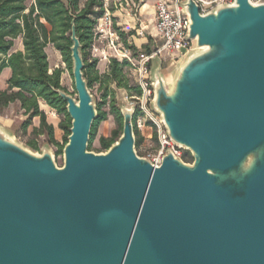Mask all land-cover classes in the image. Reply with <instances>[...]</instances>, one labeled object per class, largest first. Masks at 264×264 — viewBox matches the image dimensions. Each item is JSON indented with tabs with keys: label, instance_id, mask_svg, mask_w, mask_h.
<instances>
[{
	"label": "water",
	"instance_id": "water-1",
	"mask_svg": "<svg viewBox=\"0 0 264 264\" xmlns=\"http://www.w3.org/2000/svg\"><path fill=\"white\" fill-rule=\"evenodd\" d=\"M183 9L193 47L170 80L154 60L151 109L192 162L141 157L132 106L119 140L89 151L98 109L73 22L77 99L54 89L63 167L0 126V264H264V3Z\"/></svg>",
	"mask_w": 264,
	"mask_h": 264
},
{
	"label": "trees",
	"instance_id": "trees-1",
	"mask_svg": "<svg viewBox=\"0 0 264 264\" xmlns=\"http://www.w3.org/2000/svg\"><path fill=\"white\" fill-rule=\"evenodd\" d=\"M133 1L138 4L140 0ZM105 4L106 0H86L83 7L81 0H0V76L5 69L12 71L7 90H0V111L19 102L28 117L24 128L27 129L31 121L39 117L40 128L35 129L34 134L41 136L43 130H47L50 142L54 143V127L48 124L45 113L39 107V101L42 100L66 117L60 127L67 134L65 145L68 143L71 119L67 114L65 102L54 92V89L66 90L60 84L61 71L56 69L50 73L46 48L49 44L54 45L72 70L70 48L74 22L86 64L84 75L88 81V87L92 88L101 78L95 71L98 61L90 62V53L96 27L106 13ZM108 9L113 13L115 6L109 3ZM120 36L127 45V35L120 33ZM20 37L23 40L24 51L11 53L14 41ZM128 66L127 61L112 59L108 72L103 76L104 82L116 83L129 95L140 94L138 87L130 85L126 74ZM111 114L116 116L119 122L121 121V130L113 131L110 138L100 139L102 150L106 152L119 140L123 131V119L115 103L112 104ZM107 118L106 113L98 110V119L91 132L90 145L95 140L99 124L107 121ZM136 140L137 147L144 141L137 130ZM29 146L33 150H38L34 142H31ZM183 159L186 162H192V157L187 152Z\"/></svg>",
	"mask_w": 264,
	"mask_h": 264
},
{
	"label": "built area",
	"instance_id": "built-area-1",
	"mask_svg": "<svg viewBox=\"0 0 264 264\" xmlns=\"http://www.w3.org/2000/svg\"><path fill=\"white\" fill-rule=\"evenodd\" d=\"M142 0L139 1V3ZM186 0H157L155 5V36H149L143 23L138 20L136 24L116 25L112 13L109 11V1L106 0V13L99 20L95 30L94 43L91 49L93 60L103 59L109 62L112 59L127 61V71L140 89V94L127 96L129 105L136 109L134 117L135 130L144 131L149 125L155 126L160 133L159 145L141 156L154 167L162 164L168 150L181 157V149H178L168 138L163 123L158 115L151 109L154 99L152 70L154 60L160 58L163 61L162 72H165L174 62L190 52L193 42L188 40L189 19L184 13L183 3ZM234 0H195L200 8V13L206 15L218 7L230 5ZM254 4H262L264 0H252ZM138 3V4H139ZM133 0L120 2L118 9H127L137 6ZM120 33L135 35L141 39H147L143 48L133 50L132 44L127 45L122 41ZM157 36V37H156ZM99 54V57L97 56ZM152 136L149 137L151 139ZM138 151V150H137ZM191 163V162H188Z\"/></svg>",
	"mask_w": 264,
	"mask_h": 264
},
{
	"label": "rangeland",
	"instance_id": "rangeland-1",
	"mask_svg": "<svg viewBox=\"0 0 264 264\" xmlns=\"http://www.w3.org/2000/svg\"><path fill=\"white\" fill-rule=\"evenodd\" d=\"M86 0H81V6L83 7ZM110 5L113 7H119L120 0H108ZM118 9V8H117ZM157 37V36H156ZM46 53L48 56V62L50 67V73L58 69L61 71V86L66 90L68 94L77 99V93L74 86V80L72 76V70L69 65L64 61V57L59 50H57L54 45L49 44L46 48ZM188 54V53H187ZM186 55L181 57L179 60L174 62L172 66H169L164 73L168 80H170L174 75L178 67L185 61ZM91 58L90 53V62ZM156 66V64H155ZM95 71L98 72L101 77L98 83H95L90 92L94 98V102L97 109L108 115L107 121L101 122L97 129V135L95 140L91 145H89V151L95 154H104L106 151L102 150L100 139L110 138L113 131L121 130V121L119 122L117 117L111 114L112 104L115 103L117 108L123 106H130L129 101H127L128 92L120 88L114 82L105 83L103 76L108 72L102 64H97ZM127 78L129 79L130 85L135 86V82L130 77L129 72L126 70ZM107 96V97H106ZM43 106H48L46 102L40 100ZM51 108V107H50ZM53 109V108H51ZM44 112V111H42ZM46 115V113H45ZM48 124L52 122L55 123L57 133L54 134L55 142L51 143L48 137L47 130H43V135L36 136L34 134V122L31 121V125L25 129L24 124L28 120L26 111L22 109L21 104L16 102L11 104L8 108L0 111V123L2 128L9 132L12 136L16 138L18 142L24 146L33 150L29 144L34 142L37 144L38 150H33L35 154H42L44 150L50 151L54 157L55 162L58 167H63L64 165V155L63 149L65 146V136L67 135L65 131L61 129V124L65 122L66 117L59 114L55 109L46 115ZM40 126V125H39ZM140 135L144 138L143 143L137 147L138 153L143 156L151 149L156 148L159 145V130L153 126L149 125L144 131L140 132ZM152 136L151 139L149 137ZM186 154L185 151L181 150V156Z\"/></svg>",
	"mask_w": 264,
	"mask_h": 264
},
{
	"label": "crops",
	"instance_id": "crops-1",
	"mask_svg": "<svg viewBox=\"0 0 264 264\" xmlns=\"http://www.w3.org/2000/svg\"><path fill=\"white\" fill-rule=\"evenodd\" d=\"M157 0H142L137 6L134 7H128L127 9H117L112 13L113 18H115L114 22L118 26H123L126 24H136L138 20H140L143 23V27L146 29V33L149 36H155L156 30H155V5ZM134 2V1H133ZM126 35V34H125ZM130 44H132L133 50H139L143 48L145 43L148 41L147 39H141L136 37L135 35H127V39ZM23 40L22 38H18L14 41V47L11 51V53H17V52H23ZM99 57V54L97 55ZM98 61V64H102L106 70L108 71L109 62L103 60V59H96ZM12 75V71L10 69H5L1 76H0V90L5 91L8 88V80L10 79ZM39 107L41 111H44L46 115L53 112V109H51L48 106H43L41 103H39ZM34 122V130L40 128V118L36 117L33 120ZM49 125H52L54 127V134L57 133L55 123H51ZM0 126L2 124L0 123Z\"/></svg>",
	"mask_w": 264,
	"mask_h": 264
}]
</instances>
